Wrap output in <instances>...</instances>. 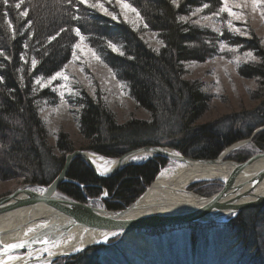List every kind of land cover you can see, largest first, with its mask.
Wrapping results in <instances>:
<instances>
[{"label": "trees", "instance_id": "1", "mask_svg": "<svg viewBox=\"0 0 264 264\" xmlns=\"http://www.w3.org/2000/svg\"><path fill=\"white\" fill-rule=\"evenodd\" d=\"M121 2L136 12L121 8ZM16 3H20L19 9ZM262 3L264 6V0ZM222 7V0H8L7 4L0 0V181H20L34 189L48 186L60 173L64 157L74 151L73 144L66 134L51 133L41 117L57 102L72 108L85 150L108 159L142 147L163 146L187 158L212 160L264 126L263 40L254 34L241 38L225 27L217 34L191 19L197 11L214 17L222 13ZM124 9L130 17H123ZM25 11L28 15H21ZM108 13L111 15L106 16ZM147 34L153 35L154 46L144 39ZM81 47L109 69L121 94L142 109L148 120L130 117L120 124L102 94L91 97L81 90L61 92L58 76L55 80L51 77L63 73ZM249 52L255 59H237ZM215 57L228 60L239 77L254 82L249 96L257 106L198 125L208 110L210 96L202 82L185 79L187 68ZM33 59L37 61L34 68ZM50 138H54L52 146ZM252 145L254 151L241 148L226 160L241 163L264 152V131L252 139ZM168 165L163 159H152L99 180L76 159L67 173L75 184H61L57 195L86 203L105 192L103 208L122 210ZM203 185L210 191L202 195L205 197L221 189L219 183ZM183 229L190 230V245L197 239L196 232L218 230V240L212 242L220 255L225 248L240 247L237 259L241 264H264V207L243 211L226 224L139 233L154 237ZM115 251L110 256L114 257ZM87 257L82 255L64 264H96Z\"/></svg>", "mask_w": 264, "mask_h": 264}, {"label": "water", "instance_id": "2", "mask_svg": "<svg viewBox=\"0 0 264 264\" xmlns=\"http://www.w3.org/2000/svg\"><path fill=\"white\" fill-rule=\"evenodd\" d=\"M263 131L264 126L255 129L247 139L234 142L212 160L187 158L178 151L163 146L138 148L125 153L120 158L111 159L114 166L106 174H101V170L91 162L92 157L102 158V156L86 150L73 151L64 157L60 173L48 186L33 189L24 185L10 194L0 196V258L18 256L19 253H23L24 256L27 252L50 246L77 231L103 232L114 237L130 232L164 230L175 226L226 224L243 211L263 208L264 191H259L264 188V152H259L241 163L225 160L229 153L251 144L252 139ZM133 157H145V159L136 163L131 162ZM76 159L80 160L99 180L110 179L127 166L141 165L152 159H163L169 163L183 164L194 169H216L215 171L223 174V179L217 181L221 184L218 192L208 197L197 195L198 199L193 203L186 201L144 204V197L150 191L155 179L130 206L122 210L110 211L56 196L61 184H75L67 178V173L71 163ZM170 208L177 211L164 212L166 209L171 210ZM140 212L144 213L137 215ZM40 223L47 226L43 231L21 239L20 242L2 243L12 237L24 236ZM102 244L104 243L91 244L72 255L54 256L48 259L49 264L56 259L72 258L90 247ZM11 245L21 246L11 247ZM34 262L35 260H31L26 263Z\"/></svg>", "mask_w": 264, "mask_h": 264}, {"label": "rangeland", "instance_id": "3", "mask_svg": "<svg viewBox=\"0 0 264 264\" xmlns=\"http://www.w3.org/2000/svg\"><path fill=\"white\" fill-rule=\"evenodd\" d=\"M222 6H224V0H222ZM228 7L236 15L230 16L225 11L213 17L205 16L197 11L193 13L191 19L195 24L207 27L217 34L221 33L224 27L241 38H249L251 34H254L263 40L264 46V15H262L264 6L263 3L261 6V0H257L255 10L252 7V0H228ZM122 14L124 18L130 17L125 9L122 10ZM106 16H110L109 13ZM229 21L232 24L231 28H229ZM144 39L151 46L155 45L152 34H147ZM220 46L225 48L222 47V44ZM77 50L72 62L66 66L63 75L58 76V86L61 92L74 93L81 90L91 97L95 93L102 94L120 124L130 117L142 121L148 120V115L142 109H139L132 100L121 94L116 80L106 66L84 47ZM245 57V53H242L237 59H245ZM187 72L185 79L202 82L205 85V92L210 96L208 110L198 120V125L211 123L233 113L249 111L257 106V101L252 100L249 96V90L254 88V82L239 77L234 65L228 60L215 57L206 63L189 66ZM41 117L48 123L51 133H63L68 136L74 151L85 150L86 142L78 133L72 108L69 105L57 102L44 110ZM49 144L54 145V138L49 139ZM241 148L254 151L252 142ZM203 184L206 183L193 186L199 196L210 192ZM21 186L24 185L20 181H0V196L10 194ZM56 196L64 199L57 193ZM106 197L103 192L97 199L88 198L85 204L104 209L101 201ZM217 232L219 231L215 229L203 233L196 232L197 239L191 245L188 242L190 237L188 229L168 231L162 236L154 237L141 233H129L116 236L102 245L90 247L72 258L56 259L51 264H64V261L82 255L94 259L96 264H241L237 259L242 252L240 247L231 248L230 251L225 248L221 254L223 257H220L221 255L218 253L220 250L216 251L212 242L218 240L219 233ZM111 251L116 252L114 257L110 256ZM18 256H23V253H19Z\"/></svg>", "mask_w": 264, "mask_h": 264}, {"label": "bare ground", "instance_id": "4", "mask_svg": "<svg viewBox=\"0 0 264 264\" xmlns=\"http://www.w3.org/2000/svg\"><path fill=\"white\" fill-rule=\"evenodd\" d=\"M145 157L132 159L131 162H142ZM92 164L101 170V174H106L113 166L114 162L105 157L91 158ZM216 169H194L191 166L183 164L169 163L165 169L161 170L153 183L150 191L144 197V204H165L171 202H196L198 197L192 186L199 183H212L223 179V174ZM260 190L259 192H262ZM199 196V195H198ZM169 209V208H168ZM165 210L164 212H175L177 209ZM146 212V211H144ZM140 212L137 215H142ZM135 215V216H137ZM47 227L44 224H37L30 229L24 236L12 237L2 243H16L21 239L28 238L35 233L43 231ZM151 231V230H148ZM143 232V231H142ZM139 233V232H130ZM112 235L101 232L77 231L73 235L63 237L56 243L42 249L27 252L24 256L2 257L0 264H27L26 262L35 260L33 264H49L48 259L54 256H65L75 254L91 244L106 243L112 238Z\"/></svg>", "mask_w": 264, "mask_h": 264}, {"label": "snow or ice", "instance_id": "5", "mask_svg": "<svg viewBox=\"0 0 264 264\" xmlns=\"http://www.w3.org/2000/svg\"><path fill=\"white\" fill-rule=\"evenodd\" d=\"M80 2L81 3H87V0H80ZM173 2L175 3V0H173ZM3 3H5V4H7L8 3V0H3ZM20 3H16L15 4V7L17 8V9H19L20 8ZM92 7H100V8H103V5L102 4H93V5H91ZM256 6H257V0H252V7H253V10H255L256 9ZM203 7L204 8H207L208 7V5L207 4H204L203 5ZM121 8H129L132 12H136V9H134V8H131V6L130 5H128V4H126V3H123V2H121ZM106 11V10H105ZM220 11L221 12H228V14L230 15V16H234V15H236V13H234L233 11H232V9L231 8H229L228 7V0H224V6L220 9ZM21 15H23V16H27L28 15V13L25 11V12H21ZM109 15H111V13H109ZM137 15H139L138 13H137ZM262 15H264V13H262ZM116 17L115 16H113V19H115ZM237 18H239V17H237ZM205 19H207V17H205ZM229 23V28H231L232 27V24H231V21H229L228 22ZM9 27H11V22H9ZM238 31V30H237ZM76 34L78 35V36H80V32H79V30L77 29L76 30ZM81 38V40H83V37L81 36L80 37ZM76 47H79V44H77L76 45ZM110 47H113L114 49H115V46L114 45H110ZM222 47H223V45H222ZM248 58H250V59H255V57L253 56V54L252 53H246L245 54ZM37 64V61L35 60V59H33L32 60V66H33V68L35 67V65ZM63 75V73H56V75H54V76H52L51 77V80H55L56 78H57V76H62ZM65 79H67V77H64ZM38 83H39V81H37ZM61 95H63V93L61 94ZM133 159H136V157H133ZM105 195H107V193H105ZM19 246H21V245H11V247H19Z\"/></svg>", "mask_w": 264, "mask_h": 264}]
</instances>
